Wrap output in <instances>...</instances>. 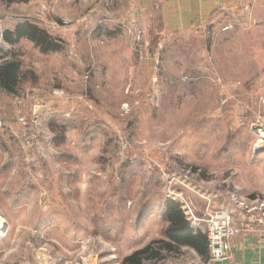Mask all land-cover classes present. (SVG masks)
Here are the masks:
<instances>
[{
  "label": "rangeland",
  "instance_id": "obj_1",
  "mask_svg": "<svg viewBox=\"0 0 264 264\" xmlns=\"http://www.w3.org/2000/svg\"><path fill=\"white\" fill-rule=\"evenodd\" d=\"M251 7L231 31L220 11L177 33L111 0H0V33L30 21L59 46L0 41L23 73L0 92V264H124L162 237L167 200L203 217L207 196L264 185V6ZM144 264L200 262L184 248Z\"/></svg>",
  "mask_w": 264,
  "mask_h": 264
},
{
  "label": "crops",
  "instance_id": "obj_2",
  "mask_svg": "<svg viewBox=\"0 0 264 264\" xmlns=\"http://www.w3.org/2000/svg\"><path fill=\"white\" fill-rule=\"evenodd\" d=\"M111 2L115 6L120 5L121 18L127 21L138 20L143 13L146 18H153L157 15V19H152V22L158 20L162 28L177 33L187 29L196 30L202 25L213 23L221 15L218 10L220 3L227 5L236 16L243 15L245 13L243 10L248 7V4L252 5V10L257 6H264V0H111ZM3 32L0 33V41L9 44L3 41ZM249 193L252 194L248 198L241 193L237 194L247 198L248 201L256 198L264 200V185L252 186ZM224 199L227 200V196ZM205 203L206 200H204L203 207ZM212 204L213 206L217 204L213 198ZM257 218L258 211L246 214L235 209L233 219L234 223L240 226V230L231 239L230 254L227 258L213 261L208 258L209 255L208 257L203 256L187 245L180 246L177 252L184 248L189 249L200 264H264V225L257 221ZM244 221L251 223L252 227L247 229L244 225L241 226V223H246ZM166 226L162 230V237L155 239L171 242V239L165 235ZM171 253L173 252L166 253L165 257Z\"/></svg>",
  "mask_w": 264,
  "mask_h": 264
},
{
  "label": "trees",
  "instance_id": "obj_3",
  "mask_svg": "<svg viewBox=\"0 0 264 264\" xmlns=\"http://www.w3.org/2000/svg\"><path fill=\"white\" fill-rule=\"evenodd\" d=\"M7 3H14L18 0H5ZM26 38L40 48L42 52L57 50L58 45L49 40L48 34L36 24L30 21L17 23L13 30L7 29L3 32V39L10 44H15L20 39ZM14 57L0 62V92L16 94L20 81L23 78L21 64L18 58ZM165 218L167 226L165 235L171 242L162 239H155L148 242L144 247L135 250L123 259L124 264H144L161 260L166 253L177 252L179 247L187 245L194 248L203 256L209 255L207 238L200 230H193L181 207V204L173 199L165 203ZM209 258V257H208Z\"/></svg>",
  "mask_w": 264,
  "mask_h": 264
},
{
  "label": "built area",
  "instance_id": "obj_4",
  "mask_svg": "<svg viewBox=\"0 0 264 264\" xmlns=\"http://www.w3.org/2000/svg\"><path fill=\"white\" fill-rule=\"evenodd\" d=\"M219 12L222 16H226L227 19L218 24V30L222 33L231 31L237 26L238 16L230 11L227 5L220 3ZM246 11V8L243 10ZM245 15V13L243 14ZM131 34L139 41L142 36L141 30H136ZM20 121H24L21 117ZM3 123V117L0 113V125ZM187 173H190L188 170ZM206 203L203 207V217L197 214L196 207L191 202L179 200L181 207L189 221L190 227L193 230H200L205 234L209 247L210 260H221L229 257L231 249V239L239 233L240 226L234 223L233 214L235 209H239L246 214L253 211H258L257 221L264 225V200L253 199L248 201L247 198L241 197L237 193H230L227 196V200L218 202L215 206L212 204L210 198H205ZM245 218V217H244ZM241 223L245 228L250 229L251 223L244 221ZM2 230V229H0Z\"/></svg>",
  "mask_w": 264,
  "mask_h": 264
}]
</instances>
